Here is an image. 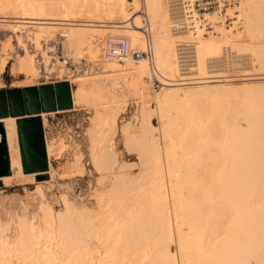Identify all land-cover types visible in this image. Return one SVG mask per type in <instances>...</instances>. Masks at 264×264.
Listing matches in <instances>:
<instances>
[{
	"label": "bare ground",
	"instance_id": "bare-ground-1",
	"mask_svg": "<svg viewBox=\"0 0 264 264\" xmlns=\"http://www.w3.org/2000/svg\"><path fill=\"white\" fill-rule=\"evenodd\" d=\"M140 1L22 0L18 5L16 2L14 8L17 11L21 9L23 13L21 12L19 20L13 22L15 25L11 27L12 29L33 27L34 30L28 36L35 45H38L44 37L49 38L59 33L60 37L65 39L68 49L74 50L80 56L82 54L90 56L88 59L99 56L97 42H100L99 39L104 30L127 33L130 37H124L129 39L132 49L143 50L145 36L141 30L142 27L139 26V18L143 16L137 15L140 13L137 10ZM142 1L145 7L144 17L148 25L150 21L152 28H155V31L153 30L155 33L152 32L153 35L151 33L154 37L150 39L153 60L157 63H155V70L157 69L162 85L166 87L157 100V110H159L163 126L161 136L165 138L163 150H160L153 136L150 139L147 137H150L148 134L151 131V128H148L150 116L147 118V115H150L146 107L148 99L143 100L141 118L143 128L139 139H146L148 142L147 147L150 149L148 153L152 158H150L151 168L154 169L155 177L160 182L155 179L159 183L156 181L153 183V177L150 181L152 186L147 184L153 189L147 188V191L145 188L147 196L143 193V197L144 191L141 190L144 188L139 186L137 189V186H134L133 188L137 189L135 191L129 188L134 184L128 186L129 181L125 183L123 174L118 169L120 166L117 168L115 159L113 155L111 156L112 138L110 137L112 135L109 137L108 134L115 131L116 111L119 108L116 90L119 86L118 80L124 73L105 76L95 73L91 76L92 78L81 79L79 76V80L72 78L69 81L68 79L70 84L77 83L75 88L70 85L72 108L87 105L93 107L94 121L92 123L95 126L92 125V128L95 127V129L90 135L89 156L94 169L99 174V184L103 176L105 179L106 174H110L108 175L111 176L110 182L106 187L102 185V188L100 187L101 189L95 193V208L84 210L81 214L75 212V206L69 203L67 198H62L64 213L56 214L46 202L39 187L28 194L29 197H26L25 202L16 195L0 197V264H176L175 257L173 258L169 252V242H172L174 238L178 245L180 264H248L247 255L251 252L247 250L251 242L249 245L245 243V240L251 236L254 238L253 233L257 229L251 235V229L246 227L249 223L246 219L251 215V208L256 209L259 206V209H264L262 201L264 177H260L261 174H259V177L255 175L256 179L251 177V174L264 173V170L254 169V164L257 166L260 164L257 158L260 156L264 159V151L258 153L259 148H256L258 146L254 143L256 138H249L247 133L249 132L250 136L255 129L258 131L257 134L264 133V115L260 113L263 111L259 112L261 116L256 115L257 111H255L256 116L254 112H250L249 115L252 118L258 119L259 116L260 118L247 122L249 125L251 123L247 128L244 121L242 126L238 125L239 128L241 127L239 131L234 129L231 125L232 120L227 116L230 110H225L226 107L220 108L219 102L224 95H232L230 91L237 89L239 84L228 85L237 79L223 75V70L213 69L224 68L229 63L227 60H230L231 67L233 65L238 67V64L242 63L244 69L252 67L250 70L256 68L259 71L262 70L261 68L264 67V48H262L264 46V0H239V8H237L239 14L234 18L241 22L243 30L236 33L234 29L233 41L224 40L222 28L218 29V31L222 30L220 32L222 38L219 37V33L204 37L201 31H197L196 35L185 38L187 42L192 43V49L187 53L178 52L177 48V44L181 42L178 37L179 32L176 31L181 23L177 0ZM7 4L12 3L9 0L0 1V12L9 6ZM129 10L132 12L134 10V13L130 15ZM78 15L83 20L77 21ZM71 17L75 20L68 19ZM104 17L109 19L107 23L99 20ZM209 20L215 24L217 19L215 15H212ZM238 22V26H241ZM215 27L218 28V26ZM21 49L13 71L16 73L18 71L27 79L33 78L35 76L33 57L24 47ZM240 52H249L251 55L247 56ZM184 54L193 58L192 64H185L183 59L187 56ZM126 62L123 65L114 64L115 67L112 69L116 70L117 66L121 68ZM132 62L138 65L127 64L126 75L133 77L132 79H135L139 86V91L144 92L148 88V64L145 60H132ZM4 64L5 61L0 62L1 69ZM251 64H256V68ZM258 69L255 72L258 73ZM115 70L112 72H117ZM156 71L152 72V75L157 74ZM209 73L213 75L206 76ZM248 77L251 76L245 75L241 81L249 80L256 84H264V77ZM32 82L30 79L21 87H30ZM239 90H243L242 87L235 90L233 95ZM206 91L217 92L215 101L218 99L219 106L215 103L216 108L220 109L218 112H213L206 123L200 119L202 114L199 108L191 107L183 110L177 107L180 104L178 102H182L186 97L185 93L198 95L199 92ZM46 115L49 114H42L43 124L46 122ZM1 123L6 133L10 153L9 164H11V175L2 179V185L13 187L12 185L22 186L25 183H32L35 174H25L22 171L17 145L16 120L8 117ZM235 124V127H238L237 123ZM125 132V129H122L126 137ZM258 143L259 139H257ZM147 147H145L146 151ZM261 147L264 149V145ZM59 150L60 147L46 144L48 158L58 156ZM178 150L188 154L186 160L180 159L182 161L180 162ZM146 151L143 153L145 154ZM79 159L75 156L69 171L64 173L67 179L83 174ZM239 164L253 168L244 169ZM50 175V178L54 177L52 171ZM163 175L170 186L169 199L171 200L169 201L173 211L175 233L168 219L169 205L168 199L166 200ZM243 175L247 176L241 177ZM152 176L150 174V177ZM137 193H141L139 195L143 198L141 196L138 198ZM258 197L261 199L259 203L262 202L257 206L253 199L259 200ZM7 202L10 207L6 204ZM260 210L256 211L257 214L254 213V220L259 225H256L253 219L250 220L258 226V230H262L264 226V212ZM248 232L250 236L244 238V234ZM256 232L254 236L258 235ZM260 249L261 247L258 251H261Z\"/></svg>",
	"mask_w": 264,
	"mask_h": 264
},
{
	"label": "rangeland",
	"instance_id": "rangeland-1",
	"mask_svg": "<svg viewBox=\"0 0 264 264\" xmlns=\"http://www.w3.org/2000/svg\"><path fill=\"white\" fill-rule=\"evenodd\" d=\"M2 1H4V0H2ZM128 1L132 2L133 0H128ZM235 1H236V5H235L233 11H235L236 15H238L239 13H238L237 8H239V4H238L239 0H235ZM9 2L12 3L13 5L7 4L9 6L8 7L6 6V9H2L0 12V62L4 63V61H5L4 67L2 69L0 68V85H1L0 90H7L11 87L22 88L21 85L25 84L30 79H31V81H33L31 86H40L43 83L48 84L47 82H45L46 80H44L41 77V74L39 73V69H38L39 56L43 57L44 67H45L47 73H50L51 71L54 70L55 72L58 73L59 77L63 78L64 76H66V78L69 79V81L72 78L77 79V80H79L80 78L81 79L92 78L91 76H93L95 73L104 74L103 76L110 75V74H112V75L116 74L117 75V74L124 73V75L122 74L124 77L122 76L118 80L119 86H117V90H116L117 91L116 95L118 98L117 104H119V106H117V107H119V108H118V111H116L117 114H116L115 131L113 133L111 132V134L110 133L108 134L109 137H110V135H112L110 137V138H112V144H111L112 147L110 146L111 151H112L111 156L113 155V159H115L117 168H118V166L121 167V168L119 167L118 169L121 171V174H123L122 176H123V180H125V183H127L126 181H129L127 183L128 186L131 184H134V185L130 186L129 188H132V190L135 191L136 188L134 189L133 187L137 186V189H139V186H140V188H144L143 190H141V191H144V192H142V194L144 193L146 195V193L148 191L147 188L148 189L151 188L149 190L153 189V187H151L152 184H150L151 183L150 181L153 180V177H154L153 183L155 181H156V183H159L160 180H158V178L155 177L156 174H154V169L151 168L152 167L151 160H150L151 156L148 153L149 148L147 147L148 142L146 141V139H142V140L139 139L141 132H142V128H143L141 125L143 100H145V99L149 100L148 104H146V107L150 111V112L148 111L149 112L148 114H150V115H147V118L150 116V118H148V119H150L149 120L150 126L148 128L149 129L151 128L150 129L151 131L149 132L150 134H148V135H150V137L149 136H147V137L150 139L153 136L157 140L156 143H157L158 147L160 148V150H163L164 141H165V138H163L164 136H161L162 135L161 131H162L163 126H162V122H161L162 119L159 116V110H157V100L162 95V93H164L166 87L164 85H162V81H160V79L158 78L159 75L156 71L157 69L155 70L157 74L152 75L153 71L149 67V65H147L149 79H148V88L145 89L144 92L139 91V86L137 85L135 79H132L133 77L126 75L127 72L125 71L127 68V64L131 63L132 65L137 66L138 63H133L132 60H129L126 62V64L123 67L120 68L117 66V68H116L117 72H112L115 70V69H112L115 67V65H114L115 63L111 64V63L104 62L102 60V54H101L102 42H103L104 38L106 36H108L109 34L110 35H116V34L117 35H123V34H125L123 36H127V37L129 36L127 33L121 34L118 31L117 32L120 34L114 33L116 30L115 31L110 30L112 32H109V30L105 32V30H104L105 33L102 31L101 37H100L101 40L99 39L100 42H97V44H98L97 46L99 48V56L96 55L95 58L93 57L94 59H91L92 57L90 59H88V57H90V56H87L86 54H82L80 56V54L79 55L76 54V52H74V50H72L70 48L68 49V47L66 46L67 44L65 43V39L61 38L59 33H55L53 36H51L49 38L44 37L41 40V42L39 41L38 45H35L33 42H31L29 40L30 38L28 36L29 34H31L32 30H34L33 27L31 29L27 28V27H17L19 30L17 28L12 29V27H11V26L15 25V23H13V22L18 21L19 18L21 17L20 15H21L22 10L18 9V11H17L14 8V6L16 5V2L18 5L22 2V0H9ZM137 10L140 12V13H137V15L143 16V17L139 18V22H140L139 26L141 28L144 25V20L142 18H144V12L143 11H145V7H144L142 0L139 2V7L137 8ZM129 11H130V15H131V13L132 14L134 13V10H133V12L131 10H129ZM129 11H127V12H129ZM17 13L18 14L20 13V14L17 15ZM79 16L80 15H78V19L76 18V20L77 21L83 20L82 18H79ZM68 19H71V20L74 19L75 20V18H72V17L68 18ZM99 20L101 22L103 21L104 23H107L108 22L107 20H109V19L107 17H104V18H102V20L101 19H99ZM2 21H6V22H2ZM129 22H130V20H129ZM107 25H109V24H107ZM149 25H150L149 35L151 38V37H154V36H151V33L155 31V28L154 27L152 28L153 25L150 21H149ZM240 25L241 26L235 25L231 29L230 28H222V30L224 31V33H222L224 36L223 37L224 40H227L228 42L233 41L234 40V38H233L234 37L233 36L234 35L233 34L234 29L236 30V33H240L241 30H243L242 24H240ZM228 29H230V30H228ZM222 30L217 31V33H219V35H220L221 34L220 32H222ZM29 31H30V33H28ZM231 33H232V35H231ZM25 34H26V39H25ZM152 35H153V33H152ZM27 37H28V40H27ZM219 37H221V35ZM179 40H182V39L180 38ZM57 43H58V45H57ZM23 44H24V46H23ZM31 45H32V47H30ZM26 46H27V48H26ZM57 46H58V52L62 53L64 56L69 58L71 61H73V62L86 61V62L95 63L98 65V71L78 73V74H72L71 75V72L69 70L65 69L64 67L60 66V64L58 62H56L54 65L51 66V62L49 60L50 59L49 57L51 56L52 53H50V52L56 51ZM21 47H24V49L27 51V53L29 52L28 54L33 57V58L31 57L34 61L33 64H34V68H35V76L33 78L27 79V78H25L24 75H22L18 71H17V73L15 71H13L15 68L16 62H17L16 60L18 59L20 52L22 50ZM262 48H264V46H262ZM28 49H30V50H28ZM236 53H238V52H236ZM240 54H245L247 56L251 55L249 52H247V53L240 52ZM251 58H252V56H251ZM92 60H94V61H92ZM227 61L229 63L226 64V66H224V68L219 67V68H214L213 70H223L222 71L223 75L237 79V81L231 82V83H233V85L231 83H229L228 85L237 86L239 84L238 88L240 89L242 87V89H243V90H239L237 94L233 95V92L235 93L236 92L235 90H237L238 88L234 89L232 87L234 90L230 91V93L233 95V97H232V95H228V94L224 93L226 95H224L223 98L221 97L220 99H222V100H221V102H219V103H221L220 108L225 109V107H226L227 109H225V110H227V111L230 110L228 113H227V111H225L227 113L228 118H230L232 120L233 124H231V123L230 124L233 125L234 129L239 131V129H241V127L239 128V126H242L244 121H245L244 124H246V126L245 125L244 126L246 128L251 125V123H250V125H249V123H247V122L253 121V119H254V117L252 118V116L249 115L250 112L251 113L254 112L253 114L255 115V113H256L255 111H257L258 112V113H256L257 116L258 115L261 116V114L264 115V101H263L264 100L263 99L264 98V91H263L264 90V84L263 85L262 84H256V82L254 83V81H249V80L248 81H241V79L244 78V76L247 74H249L251 76L248 78L264 77V71H262L264 69V67L261 68L262 70L260 69L261 71H259V69L256 68V64H253V65L251 64L252 66H255L254 67V68H256L255 70L258 69V73H257V71L255 72L254 69L250 70L252 67H250V69H249V67L244 69L243 68L244 65L242 63H239L238 67L236 65H233V67H231L230 60H227ZM116 65H118V64H116ZM211 75H213V74L209 73L206 76H211ZM79 76H80V78H79ZM193 76L195 77L198 75H193ZM244 82H245V84H244ZM71 85L73 88H75L77 83L72 82ZM259 87H260V89H259ZM261 89H262V92H261ZM199 93L200 94H198V95H193L191 93H185L186 97H184V100L182 102H178L180 104H178L177 107H181V108H183V110L189 109L191 107L199 108L200 112L202 114L200 119L202 120V122L205 121V123H206V121L209 120L211 118V116L213 115V112H218V110H220V109L216 108V103H218L217 102L218 99L215 101V96L218 94L215 91H206V92H199ZM226 96L228 97L227 98L228 100L226 99ZM256 96H257V98H256ZM252 101L253 102L255 101V102L253 103ZM219 103L217 106H219ZM231 107H233V108H231ZM252 108H255V109H252ZM92 109H93L92 105H87V106H76L75 108L73 107L70 110H65L63 113H56L57 111L52 112L51 114L48 113L49 115L45 116L46 122L43 124V137H44V141H45V148H46L47 143L51 144L53 147H57V148L60 147V150L58 151V156L51 157V158H48V156H47V168L45 169L46 171L44 172V174L41 175L42 178L39 179L38 176H35L34 181L32 183H25L22 186L12 185L13 187H5L4 185H1L0 197H2L3 195L4 196L16 195V196H18V198H20L21 201L25 202L26 199L29 197L28 194L33 193L36 190V187H39V188H41V191L45 197V200H47L46 202H48V204L53 208V210L55 211L56 214L64 213L62 198H67L69 203H71L75 206V208H76L75 212H77L78 214H81L84 210H93L95 208V199H94L95 193L99 189H101L102 187H106L108 185V183L110 182L111 176L109 177L108 175H110V174H108V175L106 174L105 179L103 176V179L101 180V183L99 184V181H100L99 180V174L94 169L93 163H91L92 161H91L90 156H89V146H90V138H91L90 135L93 132V130L95 129V127L92 128V125L94 124V123H92L94 121V111ZM215 109H217V111H215ZM240 109H241V111H240ZM257 109H259V110H257ZM260 111H263V112H260ZM259 112L261 114H259ZM244 114H245V116H242ZM253 114H251V115H253ZM229 115L233 116V117H230ZM260 116H259V118H260ZM246 118L252 119V120L249 121ZM255 119L258 120L257 117H255ZM255 119H254V121H256ZM231 120H230V122H231ZM210 121H208V122H210ZM235 123H237V126L239 124L240 125L238 127H235V125H236ZM93 126H95V125H93ZM245 127H244V129H246ZM122 129H125L126 137H125L124 133H122ZM257 132L258 131L255 129V132L252 135L250 134L251 137L248 134L249 132L247 133V135L249 138H256L254 143H255V146H258L256 148H259L258 153H260V151H264V149L262 147L260 148L261 145H264V135H263L264 133L257 134ZM129 138L131 141L129 140ZM106 139H108L107 136H106ZM257 139H259V143H261V145L259 143L257 144ZM139 141H143L146 144L141 143ZM60 143H61V145H60ZM139 143H141L144 147L142 148V145ZM188 143H190V142H188ZM190 144H188V145H190ZM148 146H150V145H148ZM145 147H147V151H146ZM144 151L147 152V153L145 152L146 155L143 153ZM147 155H148V157H147ZM75 156H76V158H78V157L80 158L79 162L82 166L83 174L75 175L74 177L72 176L70 178L68 177V179H67V176L65 177L64 173L69 171L70 166L72 165L73 161H75ZM178 156H179V160L181 159L182 161H184V160H186L188 154L182 152V150H178ZM147 158H149V159H147ZM261 159H262V157H260V156H259V158H257V161H259L260 164L258 166L256 164H254V169L257 170V168H259L258 170H260V171L264 170V163H263L264 161L262 162V160H264V159H262V160ZM181 160H180V162H182ZM261 165H263V166H261ZM237 167H238V164H237ZM241 167L244 169H246V167H247V169L253 168L252 166L251 167L250 166L244 167L243 165ZM261 167H262V169H261ZM51 171H52V174H54L53 178H50ZM150 174H151V176H152V174H154V175L152 177H150ZM259 174H261L260 177H262V178L264 177V173H262V172H259V173L257 172V173L251 174V177H255V175H257L259 177ZM262 174H263V176H262ZM124 176H125V178H124ZM244 176H247V175H243L241 177H244ZM162 177L164 178L163 181L165 183V191H166L165 194L167 197L166 200L168 199L167 202L169 205L168 206V208H169L168 219L171 221L172 225L171 224L170 225H171V227H173L171 229H173V233H175L174 232V224H173L174 223L173 222L174 221L173 220L174 219L173 211L170 207L171 201H169V200H171V199H169L170 198V194H169L170 193V188H169L170 186H169V183H167L165 176L163 175ZM255 178L257 179V177H255ZM155 179H157L159 182ZM147 184H150L151 186L150 185L147 186ZM145 188L147 191H145ZM149 192H148V194H149ZM139 194H141V193H139ZM139 194L137 193V196H138V198H141L142 195H139ZM144 194H143V197H144ZM131 195L134 196V194H131ZM263 195H264V193H263ZM139 196H141V197H139ZM258 199H259V197H258ZM260 200L261 199H259V200H255V198L253 199V201L257 204V206L262 201L264 203V199L259 203ZM253 201H252V203H254ZM6 204L9 205L8 202ZM251 205L252 204L250 203V207H251ZM9 207H10V205H9ZM145 208H146V206H145ZM257 208L259 209V206L256 207V209H255V207L253 209L251 208V215L249 217H247V219H246L247 223L249 221V223L247 224L246 227L249 230L251 229V231H250L251 233L248 232V233L244 234V238H248V235L250 236V234L252 235V233L255 229H257V230H255V232L257 231L256 233H258V235L256 234L254 236V234H255V232H254L253 233L254 238H252V236H251L250 238L245 240L246 241L245 243H248L249 245L251 242V245H250V247L248 246L249 249L247 251L249 253L251 252L250 254L252 255V257H250L251 255L247 253L248 254L247 255L248 264H255V263L264 264V251H262V250H264V249H262V247L264 248V244H262L264 242L263 241L264 226H263L262 230H258V228H257L258 226H256V225H259V223H256V221L254 220V217H255V214H257L259 212V210L261 209L260 208L258 210ZM145 210H147V209H145ZM256 211H258V212L256 213ZM260 211L264 212V209H261ZM251 219L254 220L256 225L254 222H250ZM253 225H255V227ZM235 228H237V227H235ZM242 238H243V235H242ZM244 238H243V241H244ZM252 241H253V243H252ZM260 241H262V243ZM254 242H255V244H254ZM259 243H260V246H259ZM169 247H170L169 252H170L171 256L173 255L172 256L173 258L175 257L174 259L176 261V264L177 263L180 264L179 263L180 261H179L178 245H177L175 238L173 239L172 242H169ZM259 247H261V249H260L261 251H258ZM256 249H257V251H256ZM252 251H254V252L252 253ZM256 252H258L259 254ZM249 258H250V260H249Z\"/></svg>",
	"mask_w": 264,
	"mask_h": 264
},
{
	"label": "built area",
	"instance_id": "built-area-1",
	"mask_svg": "<svg viewBox=\"0 0 264 264\" xmlns=\"http://www.w3.org/2000/svg\"><path fill=\"white\" fill-rule=\"evenodd\" d=\"M235 5V0H177L181 23L176 31L179 32L178 37L182 39L181 42L177 44L178 52L181 51L187 53L188 51H191L192 43L187 42L185 38L196 35L197 31H201V34H203L204 37L215 36L217 35L218 29L232 28L235 24L238 25L237 19L234 18L237 16L236 12L233 11ZM212 15H215L217 19L215 24L209 20ZM143 20L144 25L141 30L144 32L145 36V48L143 50L132 49L127 37L108 35L102 42V60L104 62L122 65L128 60H145L152 71H155V63L150 43L149 25L145 17ZM215 26H218V28ZM50 53H52L49 57L51 66L58 62L60 66L69 70L71 75L98 71V65L95 63L71 61L62 53L58 52V46L56 51ZM186 56L187 57L183 59L185 64H192L193 58L188 57V55ZM38 69L41 77L46 80L45 82L48 84L67 82L71 85L66 76L63 78L59 77L58 73L54 70L47 73L42 56H39ZM45 84L46 83H43L42 85ZM40 118L43 128L42 114H40Z\"/></svg>",
	"mask_w": 264,
	"mask_h": 264
},
{
	"label": "water",
	"instance_id": "water-1",
	"mask_svg": "<svg viewBox=\"0 0 264 264\" xmlns=\"http://www.w3.org/2000/svg\"><path fill=\"white\" fill-rule=\"evenodd\" d=\"M4 94L8 112L16 120L23 172H33L42 178L47 168V153L40 114L65 111L72 108L71 88L67 82L10 88ZM38 115V116H37ZM27 116V117H25ZM0 123V155L4 143Z\"/></svg>",
	"mask_w": 264,
	"mask_h": 264
},
{
	"label": "crops",
	"instance_id": "crops-1",
	"mask_svg": "<svg viewBox=\"0 0 264 264\" xmlns=\"http://www.w3.org/2000/svg\"><path fill=\"white\" fill-rule=\"evenodd\" d=\"M0 91H6V90H0ZM8 117H10V114L8 112V109H7L5 96H4V94H1L0 95V123L2 122L3 119H6ZM25 117H27V116H25ZM2 130H3V136H4V143L1 146L2 154L0 155V187L3 184L2 179L4 177H8L11 175V164H9L10 163V159H9L10 153L8 150L9 147H8V143H7V139H6L5 129L3 128ZM17 145H18V149H19V159H20V163L22 166V154H21L20 147H19L18 135H17ZM31 174H34V173H31ZM35 176H36V174H35Z\"/></svg>",
	"mask_w": 264,
	"mask_h": 264
},
{
	"label": "trees",
	"instance_id": "trees-1",
	"mask_svg": "<svg viewBox=\"0 0 264 264\" xmlns=\"http://www.w3.org/2000/svg\"><path fill=\"white\" fill-rule=\"evenodd\" d=\"M45 171H46V170H45ZM31 173H33V172H30V171L25 172V174H31Z\"/></svg>",
	"mask_w": 264,
	"mask_h": 264
}]
</instances>
